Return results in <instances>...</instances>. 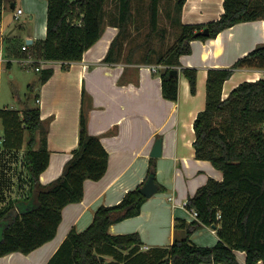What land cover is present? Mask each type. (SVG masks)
<instances>
[{
    "label": "trees",
    "instance_id": "16d2710c",
    "mask_svg": "<svg viewBox=\"0 0 264 264\" xmlns=\"http://www.w3.org/2000/svg\"><path fill=\"white\" fill-rule=\"evenodd\" d=\"M5 1L0 0V18ZM107 1L48 0L45 39L28 45L27 49L23 46L17 49L12 44L5 48L7 55L17 58L31 56L37 61H61L63 68L67 69V64L81 61L85 52L100 39ZM134 1L118 0V16L111 19V24L118 27L119 32L110 44L104 59L106 62L117 61L122 36L133 17ZM160 1L149 0L148 39L159 29ZM173 1L170 17L172 24L181 28L180 39L158 61L167 65L161 73L163 96L176 101L179 78L170 73L181 67L182 55L192 53L191 42L215 38L223 30L241 22L264 20V0H223L224 12L218 19L195 24L182 22L187 0ZM205 28L209 29V36L196 35ZM153 53V49L146 53L145 63L151 62L149 58ZM37 61L33 64L39 78L37 83L30 85L32 90L40 88L54 73L53 68H42ZM7 64L10 66L11 62ZM255 66L264 69V45L239 58L230 68L208 70L205 108L198 112L193 123V146L195 157L209 160L223 172V179L210 177L188 198L186 206L189 210H196L198 218L190 222L180 221L179 226L185 230L184 237L176 238L165 249H157L160 256L153 264H241L237 251L246 253L247 264L264 261V78L242 81L223 97L224 84L235 68ZM180 71L188 80L191 93L196 94L198 70L181 67ZM34 100V106L0 110L4 130L2 147L18 151L26 145L24 166L29 176L28 192L11 199L0 211V257L13 252L29 254L52 240L61 223L63 208L80 202L84 197L85 181L100 180L108 169L109 152L99 137L89 133L87 117L82 110L78 146L73 149L63 173L43 184L40 176L48 167L50 158L48 128L41 119L39 93L34 95ZM151 174L158 183L154 157L150 158L144 182ZM144 182L127 191L119 203L100 205L91 224L81 232L73 228L59 252L67 248L72 264H103L100 255L111 250H127L129 263L134 258L139 259L140 235H113L109 233V227L141 213L147 200L139 191ZM165 190L166 187L158 183V191ZM206 226H215L219 241L214 246H199L191 240L195 231Z\"/></svg>",
    "mask_w": 264,
    "mask_h": 264
},
{
    "label": "crops",
    "instance_id": "0c3cea01",
    "mask_svg": "<svg viewBox=\"0 0 264 264\" xmlns=\"http://www.w3.org/2000/svg\"><path fill=\"white\" fill-rule=\"evenodd\" d=\"M209 2L216 3L215 9L211 8ZM7 3H10L16 20L20 17L16 18L17 10L21 8L24 14L27 9L30 20L40 17L39 26L36 25L28 33H24L22 26L9 25L7 31L0 27V46L6 47L7 39L17 37L24 40L22 46L45 39L48 0H6L1 9V23L4 9L8 8ZM223 12V0H187L181 18L186 24L207 23L218 19ZM104 31L103 38L85 52L83 59L67 64V69L63 68L61 61L39 60L42 68L51 67L54 73L37 90L40 94L41 119L48 128L50 151L49 165L40 176L41 182L48 184L63 173L73 149L78 146L82 110L87 117L89 133L99 137L109 152L107 172L100 180H86L83 199L63 208L61 223L52 240L29 254L13 252L1 256L0 264H49L53 258L52 264H72L67 248L59 252L69 232L73 228L78 232L85 230L100 205L119 203L127 191L144 182L151 150L160 136L163 138V151L156 158L157 180L166 190L147 198L139 215L109 227V233L113 235L138 233L142 240L138 252L140 257L129 263L126 260L127 250H111L100 255L103 264H153L160 256L157 249H165L176 238L184 237L185 230L179 226L180 221L195 219L185 205L188 198L210 177L223 179V172L209 160L195 157L193 123L198 112L205 108L208 70L230 68L239 58L263 46L264 20L241 22L223 30L215 38L193 40L192 53L182 55L180 60L181 67L198 70L197 92L191 93L188 80L179 71L176 101L163 96L162 64L153 65L155 71L148 67L149 64L135 68L137 64L131 53L126 59L122 58V53H118L116 62L104 61L119 28L108 23ZM6 56L7 61L3 66L16 59L8 56L7 52ZM20 60L26 61L27 68H33L28 62L36 59ZM261 78H264V69L235 68L224 84L223 97L240 82ZM1 125L0 120V144L4 131ZM12 154L13 151L6 150L4 157ZM2 157L0 155V173ZM28 190L18 197L9 198L7 202L0 199V211L11 199L21 197ZM191 240L199 246H214L219 238L214 228L206 226L195 231ZM236 253L239 262L247 264L246 253ZM258 264H264V261Z\"/></svg>",
    "mask_w": 264,
    "mask_h": 264
},
{
    "label": "rangeland",
    "instance_id": "374dc122",
    "mask_svg": "<svg viewBox=\"0 0 264 264\" xmlns=\"http://www.w3.org/2000/svg\"><path fill=\"white\" fill-rule=\"evenodd\" d=\"M10 3H7L8 8L4 9L2 23L0 21V27H2V30L7 31L10 26H16L18 28L19 26H22L24 33H28L30 30L34 29L36 25L39 26L38 21L40 17L38 16L34 21L30 20V13L27 11V9H25V13L20 15L19 19L16 20L13 14L14 11L10 9ZM117 3L118 0L107 1L105 5L104 27H106L108 23H111V19H113V17L118 16ZM173 3V0L160 1L159 29L148 39L150 31V16L148 7L149 0L134 1L133 17L129 21L122 36V45H120L119 53H122L123 59H126V56L131 53L132 57L135 59L134 63L137 64L135 68H140V65L144 66V64H147L145 63V55L150 49H153L154 53L150 57L151 63H149L148 67H150L152 71H155L154 69H156L155 66L157 64L163 65L162 71L167 67L165 63H160L158 58L169 53V50L175 46L180 39L181 34V28L177 25L174 26L171 21L170 14L173 12ZM209 4L212 9H215L217 6L214 2H209ZM19 5H21L22 8L24 7V5L21 3H19ZM104 32L105 31L103 28V33ZM103 33L100 38H103ZM22 43H24V40L19 37L7 39L6 47L4 48H9L8 46L13 44L17 49H20ZM11 57L16 58L11 62V67H9L7 64H4L5 66H0V107L2 109L10 107L22 109L27 105L34 106L36 104L34 95L38 93V90H32L30 85L37 83L36 81L39 78V72L33 69V63L37 60L34 62H28V65H33V68H27L25 64L26 61L20 59L34 60V58L31 56L28 58H17L15 56ZM177 68L179 70L181 69V67ZM252 68L257 67L255 66ZM2 133L4 135V131ZM39 136L40 135L38 134V137ZM25 139L26 141L28 139L27 132L25 133ZM0 150H2L0 155H3V163L0 173V199L2 202H7L9 198L18 197L24 192V190L29 189V176L24 166L26 145L18 151H13L14 154L8 158L4 157L6 150H4L2 147V142L0 144ZM4 158L7 160L5 161Z\"/></svg>",
    "mask_w": 264,
    "mask_h": 264
},
{
    "label": "water",
    "instance_id": "95a60500",
    "mask_svg": "<svg viewBox=\"0 0 264 264\" xmlns=\"http://www.w3.org/2000/svg\"><path fill=\"white\" fill-rule=\"evenodd\" d=\"M196 35H204L209 36L210 32L208 28H205L199 32L196 33ZM31 41H27V43H30ZM179 69L175 68L171 71V75H174L175 77L179 76ZM163 151V138L160 136L156 139L153 148L151 150V157L157 158L162 155ZM139 191L147 198H150L153 196L156 192H158V183L155 181V176L151 174L148 179L144 182V184L139 188ZM215 228V226H213ZM102 258V256H100Z\"/></svg>",
    "mask_w": 264,
    "mask_h": 264
},
{
    "label": "built area",
    "instance_id": "2783aa9c",
    "mask_svg": "<svg viewBox=\"0 0 264 264\" xmlns=\"http://www.w3.org/2000/svg\"><path fill=\"white\" fill-rule=\"evenodd\" d=\"M22 12H23V10L21 8H19L17 10V13H16V18H18L22 14ZM27 48H28V45L27 44H24L23 45V49H27ZM6 61H7V56H6V53H5V49H4V46L1 45L0 46V65H2L3 63H5ZM1 152H2V150H0V153ZM185 205H187V203H185ZM191 212H192L194 218L197 219L198 218L197 211L196 210H191Z\"/></svg>",
    "mask_w": 264,
    "mask_h": 264
}]
</instances>
